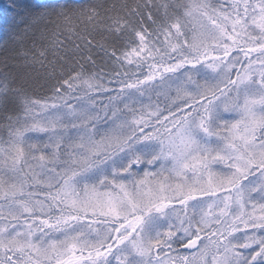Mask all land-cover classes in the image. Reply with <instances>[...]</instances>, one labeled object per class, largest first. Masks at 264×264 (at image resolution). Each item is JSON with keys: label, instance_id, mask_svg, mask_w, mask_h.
Returning a JSON list of instances; mask_svg holds the SVG:
<instances>
[{"label": "snow or ice", "instance_id": "6c2138e0", "mask_svg": "<svg viewBox=\"0 0 264 264\" xmlns=\"http://www.w3.org/2000/svg\"><path fill=\"white\" fill-rule=\"evenodd\" d=\"M7 43L85 63L0 78V264H264V0L13 3ZM35 48V43L33 44Z\"/></svg>", "mask_w": 264, "mask_h": 264}, {"label": "trees", "instance_id": "16d2710c", "mask_svg": "<svg viewBox=\"0 0 264 264\" xmlns=\"http://www.w3.org/2000/svg\"><path fill=\"white\" fill-rule=\"evenodd\" d=\"M37 3L40 0H0V78L5 74L14 78L17 85H23L29 95L44 96L48 93L49 88L54 79L50 78L49 73L52 72V65H55V75L59 76L61 71L66 74L70 67L78 66L81 62L85 63V67L89 70L99 71L101 73L111 74L114 67L113 62L98 46L99 44H111L112 37H110L103 30L92 31L94 37V47L91 55L95 61L93 64L90 61L82 60V53L74 48L75 40L67 43V50L62 53L63 60H57L53 57L51 52L43 61V67L39 62L33 63V56L41 48V45L46 46V42L40 41L36 37H29L24 40L23 44L7 43L9 35L6 30V15L5 10L10 9L13 3ZM74 4L92 5L104 4L111 6L113 4L120 5L124 2L129 4L137 3L139 0H70ZM157 3H163L164 0H156ZM35 43V48L33 44ZM3 119V114L0 113V120Z\"/></svg>", "mask_w": 264, "mask_h": 264}]
</instances>
